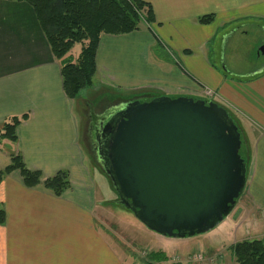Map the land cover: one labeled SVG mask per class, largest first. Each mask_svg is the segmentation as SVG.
Masks as SVG:
<instances>
[{"label": "crops", "instance_id": "obj_1", "mask_svg": "<svg viewBox=\"0 0 264 264\" xmlns=\"http://www.w3.org/2000/svg\"><path fill=\"white\" fill-rule=\"evenodd\" d=\"M142 1L151 4L155 23L130 34L102 35L92 93L104 89L103 95L189 96L229 110L250 145L242 197L256 222L244 230L246 221L231 216L233 212L225 220L238 225L232 245L262 240L264 61L242 71L226 66L222 53L230 38L251 33L259 51L264 42V0ZM205 15H214V22L201 24L198 20ZM23 115L29 118L18 127L17 142L0 143V170L10 164L12 154L20 153L27 167L44 178L69 171L71 188L58 197L42 185L26 187L19 172L4 179L0 205L6 223L0 226V264H123L97 228L96 177L82 146L78 102L64 91L61 63L33 7L0 0V130L7 119ZM216 247L206 250L218 252Z\"/></svg>", "mask_w": 264, "mask_h": 264}, {"label": "water", "instance_id": "obj_2", "mask_svg": "<svg viewBox=\"0 0 264 264\" xmlns=\"http://www.w3.org/2000/svg\"><path fill=\"white\" fill-rule=\"evenodd\" d=\"M93 136L117 205L164 237L212 231L245 192L241 133L213 101L165 95L126 102Z\"/></svg>", "mask_w": 264, "mask_h": 264}, {"label": "trees", "instance_id": "obj_3", "mask_svg": "<svg viewBox=\"0 0 264 264\" xmlns=\"http://www.w3.org/2000/svg\"><path fill=\"white\" fill-rule=\"evenodd\" d=\"M8 1L26 2L33 7L51 50L61 63L64 91L71 100L79 99L84 90L94 87L97 74L96 56L102 35L130 34L155 23L151 4L142 0ZM214 20V15H205L198 21L208 25ZM76 43H82L83 48L78 60L73 62L66 58ZM159 48L165 52L162 47ZM130 96L133 101H149L155 98L147 93H136ZM229 114L241 133L240 154L249 169L251 150L247 135L238 120L230 112ZM28 118V115H23L7 119L0 130V141L17 142V129ZM102 171L110 181L112 190L115 191L111 179L104 170ZM14 172H19L26 187L34 188L42 185L58 197L71 188L69 171L60 170L53 177L44 178L42 172L27 167L20 153L12 154L10 164L0 170V185ZM5 223L6 212L0 205V226ZM229 250L236 264H264V240L240 241L232 245ZM152 259L156 262L168 260L163 253H153Z\"/></svg>", "mask_w": 264, "mask_h": 264}, {"label": "rangeland", "instance_id": "obj_4", "mask_svg": "<svg viewBox=\"0 0 264 264\" xmlns=\"http://www.w3.org/2000/svg\"><path fill=\"white\" fill-rule=\"evenodd\" d=\"M226 45L228 46H226L225 54L222 53V60L226 66L233 69L246 71L264 61V56H257L258 51L255 47L258 45V40L252 33L248 36L230 38L229 42L226 41ZM219 47L220 54L222 46L219 45ZM82 48V43H76L66 59L76 62L80 57ZM258 49H260V45ZM221 65H223L222 62ZM97 87L99 88V86ZM103 92L105 90L101 89L92 95V89H86L81 96L90 101L96 97H102L94 104V110L100 112L103 111V107L113 101L112 97L114 96L109 93L105 95L106 92L103 95ZM125 97L130 98L131 96ZM83 108L86 109V106H83ZM0 143L2 145L8 144L7 142L3 143V141H0ZM82 146L83 150L87 149L84 143H82ZM90 166L89 168L92 169L91 175L94 177L95 174L97 180L96 182L94 179L99 203L96 213L97 228L110 242L123 264H158L168 261H170V264H219L220 261H226L227 264H236L231 260L233 258L231 253H228V247H231L238 228V225L233 224L232 220H225L212 231L192 238L173 239L164 237L145 227L130 212L117 205L118 196L112 190L107 177L95 173L91 163ZM244 199L245 197H242L238 201L231 216L236 219H239V217L242 220L244 219L246 223L243 229L245 230L248 229L247 227L250 224L253 225V221H256ZM261 239L264 240V238ZM214 244L217 246L216 250L218 252L206 250ZM153 253H163L168 260L164 262L153 261ZM199 254L203 255V260H199Z\"/></svg>", "mask_w": 264, "mask_h": 264}, {"label": "flooded vegetation", "instance_id": "obj_5", "mask_svg": "<svg viewBox=\"0 0 264 264\" xmlns=\"http://www.w3.org/2000/svg\"><path fill=\"white\" fill-rule=\"evenodd\" d=\"M263 46H264V42L260 45V49L258 51V55L260 57L264 56L262 53ZM93 88L91 89L93 90ZM93 94L94 93H92V95ZM112 95H114L112 97L113 101L110 104H108L106 107H103L102 108L103 111H100V112L94 110V104L96 103L98 99L102 97H96L92 101L86 99V97H83V96H80V98L77 99L78 109L80 113L82 110L81 115L83 119L82 120L83 121V143L85 147L87 148L86 150L89 156V160H90L89 162L92 164V168H94V172L95 173L97 172L100 176L103 175V171H102L103 168L96 159V152H95V146H94V141H93L94 132L99 129V126L101 125V123H103L105 119L107 118V116L110 115L118 106L122 105L123 103L133 101V98L131 99V98L125 97V96H129L132 94H117V95L112 94ZM83 106H86V109H84ZM109 184H110V181H109ZM105 198L107 199L106 196Z\"/></svg>", "mask_w": 264, "mask_h": 264}, {"label": "built area", "instance_id": "obj_6", "mask_svg": "<svg viewBox=\"0 0 264 264\" xmlns=\"http://www.w3.org/2000/svg\"><path fill=\"white\" fill-rule=\"evenodd\" d=\"M206 94H207L208 96H210V97L213 96V92H212L211 90H208V91L206 92ZM198 256H199V260H203V255H202V254H199ZM199 260H197V261H199Z\"/></svg>", "mask_w": 264, "mask_h": 264}]
</instances>
